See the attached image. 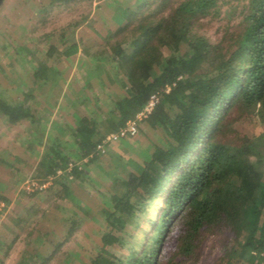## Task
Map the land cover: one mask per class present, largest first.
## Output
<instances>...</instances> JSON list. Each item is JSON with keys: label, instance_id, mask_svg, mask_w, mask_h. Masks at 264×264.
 <instances>
[{"label": "trees", "instance_id": "trees-1", "mask_svg": "<svg viewBox=\"0 0 264 264\" xmlns=\"http://www.w3.org/2000/svg\"><path fill=\"white\" fill-rule=\"evenodd\" d=\"M46 1L52 10L83 0ZM118 1L116 29L95 52L118 74L119 80L106 81L118 92L110 101L113 109L96 116L75 113L74 122L64 126L39 116L32 96L0 98L7 122H27L33 147L42 148L36 178L44 180L85 159L86 166L97 162L102 141L159 94L160 103L140 132L146 124L161 143L148 149L145 165L136 172L114 179L122 190L109 197L103 245L90 264H199L211 235L225 240L216 264H229L233 254L264 264V138L220 139L245 112L264 120V0ZM78 53L76 43L65 52L68 57ZM49 70L40 63L35 76L43 73L48 81ZM63 180L55 185L63 198L74 201ZM76 217L57 249L79 228L82 218ZM37 252L35 246L27 261L33 262Z\"/></svg>", "mask_w": 264, "mask_h": 264}, {"label": "rangeland", "instance_id": "rangeland-1", "mask_svg": "<svg viewBox=\"0 0 264 264\" xmlns=\"http://www.w3.org/2000/svg\"><path fill=\"white\" fill-rule=\"evenodd\" d=\"M118 2L83 0L50 10L46 0H5L0 7V98L18 101L23 95L32 96L39 116L61 124H72L75 113L96 116L102 109H113L110 101L118 92L106 81L108 77L119 80L118 74L99 61L101 56L95 52L104 47L105 38L116 29L113 19L120 9ZM75 23H80L79 27L71 29ZM74 43L79 53L66 56ZM87 53L92 54L90 65L85 64ZM40 63L52 70L48 81L43 80V73L35 76ZM99 66L106 72L98 71ZM28 125H11L0 113V264H90L103 245V227L107 225L103 211L110 209L109 197L122 190L119 180L114 179H125L145 165L148 149L160 145L161 139L144 124L138 138L113 144L97 162L85 165L79 178L68 181L72 201L63 198L61 187L56 185L43 193L24 191L29 178L40 179L35 170L42 153V148L33 147L35 141L30 138ZM222 134L224 143L236 140L237 135L264 138V120L245 112L241 122L235 121ZM260 159L264 161V157ZM105 175L111 178L107 180ZM79 206L90 209V213L85 215ZM153 211L155 207L149 210ZM76 216L82 218L79 228L57 249ZM224 244V237L209 236L199 264H216ZM35 246L37 257L29 262L30 250ZM125 253L128 255L127 250ZM49 255L50 261L44 262ZM229 264L251 263L233 254Z\"/></svg>", "mask_w": 264, "mask_h": 264}, {"label": "built area", "instance_id": "built-area-1", "mask_svg": "<svg viewBox=\"0 0 264 264\" xmlns=\"http://www.w3.org/2000/svg\"><path fill=\"white\" fill-rule=\"evenodd\" d=\"M166 91L170 92V88L168 87ZM160 100L161 98L159 94L152 95L143 110L139 114H137L135 118L128 121L126 125L123 128L119 129L117 132L109 134L102 141V143L97 147V152L101 155H104L111 145L122 142L124 140H132L138 138L140 135L141 123L151 117L158 104L160 103ZM87 162L88 159H85L78 164L71 163L66 168V170H58L55 175L49 176L44 180L29 178L24 185V191L27 194L43 193L54 187L58 179H66L70 182L75 178V172H81Z\"/></svg>", "mask_w": 264, "mask_h": 264}, {"label": "water", "instance_id": "water-1", "mask_svg": "<svg viewBox=\"0 0 264 264\" xmlns=\"http://www.w3.org/2000/svg\"><path fill=\"white\" fill-rule=\"evenodd\" d=\"M5 0H0V7L4 3Z\"/></svg>", "mask_w": 264, "mask_h": 264}]
</instances>
